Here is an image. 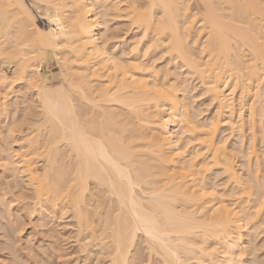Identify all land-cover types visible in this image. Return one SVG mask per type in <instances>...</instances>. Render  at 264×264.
I'll list each match as a JSON object with an SVG mask.
<instances>
[{
  "label": "bare ground",
  "instance_id": "bare-ground-1",
  "mask_svg": "<svg viewBox=\"0 0 264 264\" xmlns=\"http://www.w3.org/2000/svg\"><path fill=\"white\" fill-rule=\"evenodd\" d=\"M36 13L47 24H38ZM160 57L167 64L161 78L157 67L162 65L153 68ZM49 58L57 64L55 82L40 71ZM180 68L201 82L223 119L195 121L198 114L177 94L195 87L185 84ZM243 97L259 101L264 111V0H0V150L6 154L0 162L6 172L22 177L6 181L13 189L22 183L14 189L21 200L14 199L19 205L32 199L22 205L40 228L49 220L47 212L70 210L79 248L96 252V264H237L238 255H248L251 247L243 252L242 245L245 236L252 241L253 232L247 225L264 206L259 166L247 164L249 152L256 156L254 140L244 145L248 154L239 148L250 167L246 178L233 163L237 144L231 153L225 135L224 144L220 137L215 140L222 128L218 123L232 116ZM237 119L230 121L242 139L246 132ZM15 132L21 133L17 139ZM182 133H189L186 144L201 145L190 153L205 148L212 161L207 163L221 165L231 185L228 193L222 188L230 199L215 198L216 184L202 177L209 164L199 160L204 167L197 162L198 167L200 153L182 151ZM56 239L41 240L38 250L58 254ZM12 242L6 246L13 251ZM29 247L38 252L37 245ZM51 254L49 259L41 254L43 264L55 262H46ZM17 255L11 260L21 264ZM253 259L254 264L260 257Z\"/></svg>",
  "mask_w": 264,
  "mask_h": 264
},
{
  "label": "rangeland",
  "instance_id": "rangeland-1",
  "mask_svg": "<svg viewBox=\"0 0 264 264\" xmlns=\"http://www.w3.org/2000/svg\"><path fill=\"white\" fill-rule=\"evenodd\" d=\"M36 15H37V13H36ZM37 20H38V24H40V25H44V24H47L46 22H45V20H43L42 18H39L38 17V15H37V18H36ZM116 20H117V18H115ZM114 22V21H113ZM115 25V24H114ZM116 26V25H115ZM124 30H126V29H124ZM135 31V30H134ZM124 33V32H123ZM130 31H128L127 32V34H125V37L124 38H127L126 40L128 41V40H131V37H130ZM129 36V37H128ZM129 38V39H128ZM133 40V39H132ZM143 44H144V40L142 39V41H141ZM142 43H140V45H142ZM244 48V50H245V46L243 47ZM242 48V49H243ZM244 50H240V53H241V51H243V54L242 55H244V57H246V56H248V58H249V55H247L248 54V52L246 53H244ZM152 52V51H151ZM153 52H155V51H153ZM246 54V55H245ZM150 56H153V54L151 53V54H149ZM148 55V58L150 57ZM154 55H155V53H154ZM159 56V54L158 55H156V57H158ZM243 57V58H244ZM161 59L159 60V58H157L156 59V62H153L154 64H153V68H155V67H157V66H160V64L162 65V66H160L161 68H159V67H157V72H161L158 76L161 78V75H163V73L165 72H163L162 73V71L164 70V69H162V68H165L164 66H163V63L166 61V59L163 57H160ZM247 58V57H246ZM50 59V58H49ZM49 59H47V61H46V63H44L43 64V66H42V68L41 67H39V69L41 68V73L43 74V76H45V77H49L50 78V80L52 81V82H55V81H57L58 79H59V75H58V69H57V64L56 63H54V61L53 60H51L50 59V61H49ZM155 61V60H154ZM164 61V62H163ZM50 63V64H49ZM166 63V62H165ZM164 63V64H165ZM159 64V65H158ZM51 65V66H50ZM53 65V66H52ZM157 65V66H156ZM165 66L167 67V64H165ZM168 66H169V64H168ZM148 67H150V66H148ZM148 67H146L147 69L146 70H148L149 68ZM152 68V67H151ZM160 70H159V69ZM166 69V68H165ZM183 69V68H182ZM181 68L180 69H178V71L180 70V72H183V70H182ZM146 70H144V71H146ZM155 70V69H154ZM162 70V71H161ZM143 71V73H145ZM156 72V73H157ZM158 74V73H157ZM168 76H171V75H168ZM181 76H185L184 78L186 79V81H185V84H188V87H190V89L191 88H193V87H191L192 85L193 86H195L193 89H191V91H188V92H185L186 94H184V93H182L181 94V92L182 91H180V93H179V91L177 92V94L179 95V98L181 97L180 95H182V100H185V105H186V108L187 109H189L192 113H193V115H195V114H198V115H196V116H198V117H196V116H194L193 118L194 119H196L195 121L196 122H198V120H199V123H203V124H206V123H208L209 121H211V119L213 118V117H217L218 116V111H219V109L217 108V106H216V104L214 103V101L212 102V100L211 99H209V97L208 96H206L207 94L202 90V84H200L201 82H198V79L197 78H195L196 80H194V77L192 78V76L191 75H189L190 77H188V75L186 76L185 74H184V72H183V75H181ZM220 76H224V74L222 75V73H221V75ZM163 78V77H162ZM190 78V79H189ZM189 79V80H188ZM161 80V79H160ZM171 82V81H170ZM190 84H189V83ZM226 92H230V89L228 90V91H226ZM237 90H235L234 91V93H233V95L234 96H236V97H240V96H238V94H237ZM187 93H189V94H187ZM204 93V94H203ZM239 93V92H238ZM184 94V95H183ZM185 95H186V97H185ZM187 95H189V96H187ZM190 95H192V97L190 96ZM240 95V94H239ZM188 97V98H187ZM184 98V99H183ZM190 98H192V99H190ZM248 99H246V100H244L245 98L243 97V100L245 101H243V100H239V98H237V103L238 104H241L242 103V105H241V107L245 104V106H243L241 109L242 110H240V112L242 113V111H243V113L241 114L240 112H238L239 113V115H237L238 117H239V119H237L238 117L236 116V114H238L237 113V111H239V108L240 107H238V104L235 106V108H238V110L237 109H235V108H233V111H232V116L230 115V118L232 119V120H234V118L235 119H237V121L238 122H240V121H243V122H240L239 124H244L243 125V128H241V132H242V134H245V132H246V136L245 135H243V137L244 138H240L239 139V132H236V131H238V130H235L234 128H236L237 129V127H235L236 126V124H235V122L233 123V124H235V126L232 124V120L230 119V118H228L229 117V115H228V119L226 118V122H227V124L229 125H227L226 124V122H222V123H218V125H219V127H222V128H219L220 130V132L219 131H217V132H215V135H217V138L215 139V140H218V138L220 137L221 139H219L221 142H223V144L225 143L224 142V140L226 141V143H225V147H227V148H229V150L231 151L233 148H234V146L236 147V144H237V146H238V148H235V149H233V151H237L236 153L234 152V154H231L232 155V158H233V163H235L234 165L235 166H237V169H239L240 171V173L242 174V176H243V178H246L247 176H246V174H247V172L246 171H248V169L250 168V169H252V167H257V166H259V171L257 172L258 174H260V176H262L261 177V180H262V178L264 179V111L262 110V112H260L259 110L260 109H263L261 106H260V104L258 103L259 101H257V103H256V101L255 100H253V98H252V101L250 100L251 98H249V97H247ZM186 99L189 101H186ZM191 100V101H190ZM192 100H193V103H192ZM238 100H239V102H238ZM248 100H249V103H248ZM191 102V103H190ZM250 102H252V103H250ZM187 103H188V105H187ZM244 103V104H243ZM248 103V104H247ZM190 104H193L192 106L190 105ZM249 106V108H247L248 106ZM252 105V106H250V105ZM195 105V106H194ZM240 106V105H239ZM259 106V107H258ZM194 107H196L195 109H194ZM198 107V108H197ZM258 107V108H257ZM261 107V108H260ZM202 108V109H201ZM245 108H246V110H245ZM251 108V109H250ZM216 109H217V111H216ZM249 109H250V113H249ZM188 110V112H190ZM253 110V111H252ZM197 113H196V112ZM202 111V112H201ZM248 111V112H247ZM259 111V112H258ZM195 112V113H194ZM199 112V113H198ZM214 112V113H213ZM220 113H219V116L222 114V116H223V112H221V109H220V111H219ZM235 112H236V114H235ZM192 113H191V116H193L192 115ZM217 113V114H216ZM228 113H231V112H228ZM249 113V114H248ZM256 113V114H255ZM261 115H260V114ZM190 114V113H189ZM213 114V115H212ZM216 114V116H214ZM234 114V115H233ZM250 114H251V116H250ZM252 114H255V115H253V117H252ZM242 115V116H241ZM245 116V118H244V116ZM219 116H218V118H219ZM220 117L219 119L221 120V118L223 119V117ZM227 116V115H226ZM236 116V117H235ZM196 117V118H195ZM241 117H242V120H240L241 119ZM247 117H252V119L250 118L249 120H250V122L252 123H250L249 122V120L247 119ZM254 117H255V120H253L254 119ZM205 118H207V119H205ZM211 118V119H210ZM244 118V119H243ZM203 119H205L204 121H203ZM209 119V120H208ZM215 119V118H214ZM217 119V118H216ZM232 121H230V120ZM9 120V119H8ZM202 122H201V121ZM208 120V121H207ZM229 120V121H228ZM244 120H248V122L247 121H244ZM255 122V125H254V127L252 126L254 123H253V121ZM236 121V120H235ZM206 122V123H205ZM231 122V123H230ZM238 122H236V123H238ZM248 123V124H251V125H248V124H246V123ZM233 125V130H232V125ZM225 127H224V126ZM245 125H248L247 127L245 126ZM227 126H228V128H227ZM237 126H238V124H237ZM241 127H242V125H241ZM246 127V128H245ZM249 127V128H248ZM251 127H252V129H251ZM22 128H26V126L25 125H23V127ZM225 128V129H224ZM226 128H227V130H226ZM230 128V129H229ZM247 128L250 130L251 129V131L253 130V131H255L254 132V134H253V132H250V131H248V132H250L251 134H253V135H251V134H249L248 132H247ZM254 128V129H253ZM225 130V131H224ZM244 130V131H243ZM224 131V132H223ZM230 131V133H228ZM235 131V132H234ZM227 133H228V138L226 137V135H227ZM15 134H16V139L20 136V134L21 133H16L15 132ZM183 135H182V139L180 138V140L178 141V142H180V143H182L184 146H186V148L184 147V150H182V151H185L186 152V149L188 150L189 149V151H187V153H190L191 151H193V150H195L196 151V149H201V145L199 144V145H197L196 146V142H197V140H196V142L195 143H192V142H189V143H185L186 141V139H185V135H188L189 133H182ZM235 134V135H234ZM236 134H238V136L236 135ZM248 134H249V137H248ZM19 135V136H18ZM178 135H180V134H178ZM214 135V136H215ZM223 135V136H222ZM224 135H225V137H224ZM230 135H232V136H230ZM254 135H255V137H254ZM230 136V137H229ZM180 137V136H179ZM184 137V138H183ZM216 137V136H215ZM222 137H224L225 139L223 140L222 139ZM235 137V138H234ZM238 137V138H237ZM245 137H246V140H245ZM254 137V138H253ZM232 138V139H231ZM254 140V144H253V148H252V150H253V152L255 151V155L256 156H253L254 155V153H252V152H249V156H250V153H251V156H250V158H249V156H248V166H250V167H245L244 165H245V161H244V158H243V156H241V154H243L242 152H241V149H239V148H243V149H245L246 151H247V148L245 147L247 144V140H252V139ZM185 139V140H184ZM237 139V140H236ZM234 140V141H233ZM243 140V141H242ZM252 140V141H253ZM195 141V140H194ZM193 141V142H194ZM239 141H241V142H239ZM233 143V144H232ZM242 143V147H240L239 145ZM245 143V144H244ZM181 144V145H182ZM195 144V145H194ZM251 144H252V142H251ZM245 145V146H244ZM248 145H249V142H248ZM193 146H195V148L193 147ZM199 147V148H198ZM248 147V146H247ZM191 148V149H190ZM203 148V147H202ZM204 150H205V148H203ZM202 149V150H203ZM237 149V150H236ZM238 149L240 150L239 152H238ZM201 150V152H199L198 150H197V152H199V153H196V152H194V155H193V152L192 153H190V154H192L193 156H195L196 154H199V156H200V158H199V156L197 155V156H195V158H196V160H198V161H196L195 160V158L193 159V160H195V163H196V165H197V162L199 163L198 165L199 166H203V164H201V162L202 163H204V159H206V163H204V164H209V163H211L212 161H211V158H209V159H207V156L208 157H210V155L208 154L209 152H207V150H205V151H202ZM233 151H231V153H233ZM244 151V150H243ZM246 151H244L245 153L244 154H248V151L246 152ZM2 152V153H1ZM5 152H7V151H5ZM7 153H10L9 151L7 152ZM11 153H15V152H11ZM241 153V154H240ZM243 154V155H244ZM253 154V155H252ZM6 154H4V152L3 151H1L0 150V156H3L4 158L6 157L5 156ZM191 155V156H192ZM236 155V156H235ZM241 156V157H240ZM245 156V159H246V155H244ZM203 159H202V158ZM206 157V158H205ZM254 157V158H253ZM40 158V157H39ZM199 158V159H198ZM251 158H253V159H251ZM256 158V159H255ZM2 159V158H1ZM0 159V160H1ZM13 160H15L16 159V157L15 158H12ZM249 159H250V161L251 162H249ZM36 160V159H35ZM39 161L36 163V165L37 166H40L41 164H42V160H40V159H38ZM199 160H201V162L199 161ZM210 160V161H209ZM240 160L242 161V163L240 162ZM207 161H209V163H207ZM3 162V160L0 162V198H1V200H4V202H5V204L4 205H6L7 206V204H8V208L6 207L5 209H4V205H2L3 204V201H2V204L0 203V205H2V207H3V211H5L4 213H6L7 214V212H8V214H7V216L8 217H6L5 218V216H2V215H6V214H4L3 212H2V215L0 214V264H14L15 262V260H16V258H15V256H14V258H13V255H14V253H17L18 255H19V257H17V260H19V261H17V262H20L21 264H33V261H38L36 264H43V261L41 260V259H43V258H41V257H43V255H44V253H48L47 255H44V257L46 256V258H47V256H48V258L47 259H49V254H51V253H53L51 250V253L50 252H41V250H38V248L40 249V247H41V245H40V241L41 240H46L47 238H49V236H54V237H56L57 239V241H59V243H57L56 242V244H55V247H57V253L58 254H56L55 255V253L54 254H51L50 255V260H48V261H46L47 259L45 258V260H44V262L46 261V262H51V258H52V260H55V262H51V264H96V262H97V259H98V261L100 260L99 258H97V254H95L96 252H88V251H81L80 250V248H79V244H78V242L76 241V226H75V224H76V221L73 219V217H72V212L69 210L68 211V209H63V211H60V212H57L58 214H56V215H51V212H47V213H49L48 215H50L51 217H52V219H51V217L49 216L48 218H49V220H47V224L48 223H50V224H48L47 226H44V225H46V223L40 228L39 226L40 225H38L37 226V224H38V222H34V221H37V220H34V219H31V218H29L30 217V215L29 214H27L26 213V211H27V209H25V207H23V202L25 203V201H27V202H29L30 201V199L29 200H24L23 202H22V204L20 203V205H19V201H15V199L14 198H16L15 196L17 195V189L15 188L16 186H18V187H21L22 186V183H20V184H14L15 186H14V189L15 190H17V191H15L14 189H13V187H9V186H13V184L12 185H8L9 183L11 184V183H13V178L15 179V177H17L18 176V178H17V182H20V180L22 179V177L20 176V175H11V173H10V171L9 172H6L7 170H5V169H3V166H2V163ZM242 165H241V164ZM249 163H252V164H249ZM258 163V164H257ZM212 164V163H211ZM213 164H214V162H213ZM254 164V165H253ZM255 164H257L256 166H255ZM197 165V166H198ZM205 165V166H206ZM218 166H213V165H208V166H206V169H205V171H204V169H202L203 171H204V174L202 173V172H198L199 174V176L200 175H202V177L204 176L205 177V179H206V177L207 176H209V177H207V179L209 178V183H213V186H215V184H216V187H213V188H215V190L213 191L214 192V196H215V198H229L230 196H229V194H226V195H224V193L226 192V193H228V191L230 190V189H228V188H230V182H228L227 180H226V178L224 177V173H223V171L221 170V173H220V167H221V165L218 163L217 164ZM252 165V166H251ZM1 166H2V169L4 170V172H3V170L1 169ZM198 166V167H199ZM209 166H211V167H209ZM241 166H243V167H241ZM197 167V169H198V171H200V168H198ZM204 167V166H203ZM241 167V168H240ZM243 168V169H242ZM245 168V169H244ZM254 169V168H253ZM258 169V168H257ZM202 173V174H201ZM220 173V174H219ZM13 174V173H12ZM15 174V173H14ZM223 174V175H222ZM263 174V175H262ZM207 175V176H206ZM222 175V176H221ZM226 175V174H225ZM248 175V174H247ZM21 177V178H20ZM213 177V178H212ZM223 179H222V178ZM19 178H20V180H19ZM225 178V179H224ZM203 179V178H202ZM206 179V180H207ZM6 180H8V182H9V180L10 181H12V182H7ZM205 180V181H206ZM217 180H218V182H217ZM227 181V184L225 183L226 181ZM6 181V182H5ZM16 181H14V183H16ZM23 181V180H22ZM214 181V182H213ZM216 181V182H215ZM206 182H208V181H206ZM222 182H224L223 184H222ZM259 182H260V180H259ZM262 182H263V180H262ZM262 182H260L261 184H262V186H263V184H264V182L262 183ZM6 183V184H5ZM218 184H220V185H218ZM222 184V185H221ZM4 185H5V187H4ZM223 185H225L224 187H223ZM218 186H221V187H218ZM7 187V188H6ZM225 188V192H224V190H223V188ZM3 188H5L4 189V192H3ZM213 188H212V190H213ZM219 188V189H218ZM221 188V189H220ZM11 191H10V190ZM20 189V188H19ZM228 189V190H227ZM222 190H223V193H222ZM9 191V192H8ZM22 191V190H21ZM218 191H221L220 193L218 192ZM5 192H6V194H5ZM14 194H13V193ZM20 192V191H19ZM3 193H4V195H3ZM16 193V194H15ZM26 193H31L32 194V192H31V189H30V192L28 191V192H26ZM217 193H219L218 194V197H216L217 196ZM19 194V193H18ZM30 194V195H31ZM221 194H223V195H221ZM247 193H245V194H243L244 196L246 195ZM21 195H23V194H21ZM221 195V196H220ZM242 195V196H243ZM2 197H4V198H2ZM20 197V196H19ZM19 197L17 196V198L16 199H18V200H21V199H19ZM210 197V196H209ZM231 198V197H230ZM229 198V199H230ZM11 200V201H8V200ZM12 199H13V201H12ZM1 200H0V202H1ZM6 201L7 202H10V204L9 203H6ZM31 201H32V199H31ZM31 201L29 202V203H31ZM13 202V203H12ZM21 202V201H20ZM17 203H18V205H17ZM250 204V203H249ZM251 204H253V202L251 203ZM10 205V206H9ZM264 205V204H263ZM22 207L23 209H21V211L20 212H18L19 210H18V208L19 207ZM1 207V208H2ZM29 207L31 208V205H29ZM29 207H28V209H29ZM1 208H0V210H1ZM10 208V209H9ZM27 208V207H26ZM7 209H9V210H11V211H9V210H7ZM16 210H18L17 211V213H15L16 212ZM29 211V210H28ZM45 211H47V210H45L44 209V213H46ZM1 212V211H0ZM21 213V214H20ZM46 213V214H47ZM24 214H27L26 215V217H28V215H29V219L28 218H26L25 217V215ZM53 214V213H52ZM21 215V217H19V216ZM22 215H24V217L22 216ZM2 216V217H1ZM264 206L262 207V210H261V212H259V215L257 216V219L256 220H253V224H254V222H257L258 221V224L256 223V227L258 228L257 230H256V227L255 226H253V224L251 223V222H249L250 223V225H247L248 226V228H249V226H251L252 228L253 227H255V229H252L251 227V229H249L250 231V233H251V231L253 232V234L251 233V239H252V241H250V242H252V244L250 243V242H246L249 238H250V236L249 237H247V236H245L244 237V241H243V247L241 246V250H242V248H243V252L244 251H246V252H248L249 250V252H251V253H253L255 250H256V252H254L253 254H249V252H248V255H246V254H242V256H241V251L240 252H238L240 255H238L239 256V261L240 262H237V264H247L248 263V260L249 261H251V262H249L248 264H253V261H254V259L253 260H251L253 257L255 258V259H259V257H260V259H259V261L257 260L254 264H264ZM4 217V218H3ZM2 218V219H1ZM47 218V219H48ZM262 218V219H261ZM15 219H17V221L15 220ZM261 219V220H260ZM14 220V221H13ZM31 220H32V222H31ZM16 221V222H15ZM49 221V222H48ZM5 222V223H4ZM1 223H3V225L4 226H2L1 225ZM248 223V224H249ZM36 224V225H35ZM252 224V225H251ZM51 227H50V226ZM19 228H18V227ZM247 226L245 227V229H247ZM16 227H17V230H16ZM39 227V228H38ZM47 227V228H46ZM15 228V229H14ZM43 228H45V230L46 231H48V232H46V231H44V229ZM243 229V231L245 232L246 230L244 229V227L242 228ZM40 231H43L42 233L40 232ZM45 232H46V234H47V236L46 235H44L45 234ZM52 233V234H51ZM48 234H51V235H48ZM29 240H31L30 241V244L29 243H27ZM13 241V242H12ZM11 242L13 243V245H14V243H15V246H14V248H12V249H14L13 251L10 249V247H7L6 246V244L8 245L9 243L11 244ZM33 242V243H32ZM31 243L32 244H34L35 243V246L34 245H31ZM250 243V244H249ZM27 244H28V246L30 245V247H33L34 248V250L36 249V245H37V250L36 251H38L37 253H34L35 251H33V252H31V251H29V249L27 248ZM39 244V245H38ZM57 244H58V246H57ZM245 244V245H244ZM246 244H248V245H246ZM8 246H11V245H8ZM252 246H254L253 248H252ZM11 247H13V246H11ZM29 247V248H30ZM252 249H251V248ZM43 248V247H42ZM245 248H247V249H245ZM250 248V249H249ZM16 249H17V251H16ZM249 249V250H248ZM255 249V250H254ZM30 250H31V248H30ZM254 250V251H253ZM39 251H40V253L41 254H43L42 256H41V254L39 253ZM34 253V255L35 256H33L32 254ZM36 254H39L38 256L39 257H37V255ZM16 255V254H15ZM17 255V256H18ZM52 255H54V256H52ZM58 255V256H57ZM254 255V256H253ZM52 256V257H51ZM57 256V257H56ZM250 256V257H249ZM252 256V257H251ZM53 257L55 258V259H53ZM244 258V259H243ZM246 258V259H245ZM261 258H262V260H261ZM11 259H15V260H11ZM33 259H36V260H33ZM242 259H243V261H242ZM262 261V262H261ZM45 262V263H46ZM217 262V263H216ZM258 262V263H257ZM97 263H99V262H97ZM220 264V262L219 261H215V262H213L212 264ZM17 264V263H16ZM34 264H35V262H34ZM48 264V263H47ZM191 264H195V262H194V260L193 261H191ZM205 264H211V263H209V262H205Z\"/></svg>",
  "mask_w": 264,
  "mask_h": 264
}]
</instances>
